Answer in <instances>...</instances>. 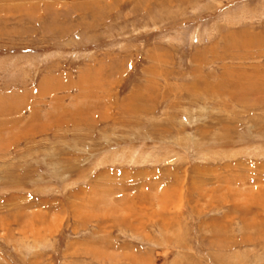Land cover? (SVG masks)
Here are the masks:
<instances>
[{"label": "rangeland", "instance_id": "1", "mask_svg": "<svg viewBox=\"0 0 264 264\" xmlns=\"http://www.w3.org/2000/svg\"><path fill=\"white\" fill-rule=\"evenodd\" d=\"M0 264H264V0H0Z\"/></svg>", "mask_w": 264, "mask_h": 264}]
</instances>
